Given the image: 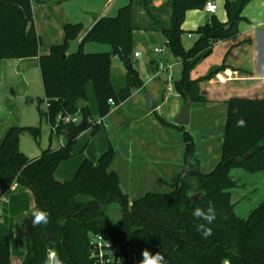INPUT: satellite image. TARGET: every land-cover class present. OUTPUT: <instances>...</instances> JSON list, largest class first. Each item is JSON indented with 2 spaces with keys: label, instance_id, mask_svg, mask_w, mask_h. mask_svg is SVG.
<instances>
[{
  "label": "trees",
  "instance_id": "trees-1",
  "mask_svg": "<svg viewBox=\"0 0 264 264\" xmlns=\"http://www.w3.org/2000/svg\"><path fill=\"white\" fill-rule=\"evenodd\" d=\"M49 1L67 0H0V61L38 59L43 88V99L37 101L38 113L64 139L62 145L47 148L35 159H28L20 151L19 139L26 133L37 141L39 127L13 126L0 143V199L16 184L31 193L32 210L39 208L50 214L49 222L39 226L31 225L32 211L27 215L31 237L20 239L24 251L21 264H44L49 249L58 251L63 264H90L88 239L101 232L109 233L123 253L131 255V261L123 264H138L145 248L153 254L162 252L168 264H264V202L242 219L235 215L230 197V190L238 186L231 176L233 169L248 174L264 172V99H228L220 161L207 174L185 178L179 175L170 192L148 193L131 201L120 188L117 174L109 170L114 157L111 145L95 161L83 160L71 180L60 183L53 176L62 162L73 157L81 133L77 125L64 124L57 120L58 116L79 114L92 136L99 132V126L89 122L94 118L87 106V84L93 87L98 119L109 114V98L117 107L134 90L142 88L130 63L132 32L138 28L134 24L137 6L149 20L142 30L163 33V46L181 64L180 78L172 82L173 91L184 103L194 104L207 101L199 94V81L190 79V72L211 53L214 44L237 34L243 20L241 13L251 0H224L226 23L210 16L194 32L196 38L187 50L181 43L184 15L190 10H202L208 0H166L158 8H150L153 0H129L114 17L98 19L74 53L67 51L69 42L82 30L79 24L66 25L63 43L39 55L32 4ZM165 7H169L168 26L162 19ZM89 42L107 45L111 50L85 53L83 46ZM121 54L129 65L123 83L116 88L111 80L112 59ZM223 68L210 71L205 79ZM41 102H45V110L40 109ZM239 118L246 121V127L236 126ZM159 122L181 133L184 166L195 167L198 147L192 135L182 126L163 119ZM195 195L198 198L192 202ZM208 201L213 202L217 218L210 225L213 234L205 239L195 227L201 221L192 213L197 207L206 208ZM112 210L119 212V220L113 219ZM20 232L25 235L22 227ZM0 264H12L9 244L1 238Z\"/></svg>",
  "mask_w": 264,
  "mask_h": 264
},
{
  "label": "crops",
  "instance_id": "crops-1",
  "mask_svg": "<svg viewBox=\"0 0 264 264\" xmlns=\"http://www.w3.org/2000/svg\"><path fill=\"white\" fill-rule=\"evenodd\" d=\"M81 1L67 0L62 3L49 1L44 4H32L33 24L40 42L39 55H46L52 46L63 43V29L66 25L79 24L82 30L75 40L69 42L70 50L67 51V54L74 53L81 39L94 23L102 17H109L107 16L109 11L118 3V0H106V4L101 0H87L86 4ZM155 1L152 2L154 6ZM128 2L129 0L123 2L121 7ZM223 4L224 0H217L216 13L212 16L219 22L226 23ZM209 17L203 9L187 11L181 30L189 32L187 35H193L195 39L194 32L204 25ZM241 17L243 20L237 26V34L214 44L211 53L200 60L190 72V79L199 81V94L207 101L190 105L188 124L184 126L198 147L196 155L198 162L195 167L189 168L197 170L200 174L212 171L221 159L227 114L225 102L232 97L264 99V0H251L244 8ZM140 27L143 29L142 25L138 26V29ZM91 44H84L85 53H104L111 50L107 45ZM189 48L184 47L185 50ZM153 54L160 56L152 57L150 63L152 67L136 66L143 84L142 88L134 90L127 100L111 109L102 119H98L93 87L87 84V106L94 121L101 122L99 132L95 136L91 135V129L80 133L73 148V157L62 162L54 172L56 181L63 183L71 180L83 160L95 161L111 145L114 157L109 170L117 174L120 188L131 201L140 199L148 193L164 194L176 186L180 172L186 167L182 135L179 131L162 125L159 119L174 125L184 105V101L166 93L162 86L169 74L173 81L180 78L181 64L176 59L175 63H170L163 50L161 53ZM140 56L139 53L136 58ZM112 60H119L121 67L115 66L116 71L124 77L125 68L120 58L113 57ZM159 64L164 66V71L158 72ZM177 66L178 77L174 78L173 73ZM221 66H224L222 70L205 79L210 71ZM167 67L171 69L166 70ZM112 70L113 68H111V80ZM0 93L4 97L3 104H5L0 107L1 143L7 130L13 126L37 127L35 126V115L36 112L38 113L37 101L40 95L43 99L38 59L1 60ZM148 95L157 105L154 111L148 107L146 99ZM171 100L173 103L169 105ZM34 104L37 111L34 109ZM79 106L82 104L80 103ZM46 125L47 133L51 138L50 126L47 122ZM232 171L231 176L242 181L234 191L245 187L244 181L250 178L247 176H251L250 181L253 183L249 192L264 187V172L246 175L244 171H234L233 174ZM232 191L233 189L230 190L231 200ZM9 196L15 199L17 208L9 221L10 225L8 223V229L7 226L6 229L5 226H0V238L9 244L11 263L21 264L24 251L20 245L21 232L18 221L23 220L32 211L33 198L27 189L16 184L1 198L2 201L7 200ZM8 202L9 199L4 202L2 212H5L4 207ZM238 202L239 200L236 199V206L232 202L234 213L244 219L237 212V207L240 206ZM261 202L264 201L258 200L259 204Z\"/></svg>",
  "mask_w": 264,
  "mask_h": 264
},
{
  "label": "rangeland",
  "instance_id": "rangeland-1",
  "mask_svg": "<svg viewBox=\"0 0 264 264\" xmlns=\"http://www.w3.org/2000/svg\"><path fill=\"white\" fill-rule=\"evenodd\" d=\"M101 2L103 4H106V0H101ZM123 2H127V0H118V3L116 5V7L109 11L108 15L109 17H114L117 12H118V8H120L122 6V4H124ZM166 0L163 2L165 3ZM215 2L217 3V0H215ZM81 3L86 4L87 0H82ZM136 3V2H135ZM219 5V3H218ZM158 8L157 6L150 5V8ZM136 16H135V20H134V24L138 26L142 25L143 27L147 26L149 23V20L147 18V16L143 13L142 9H140V7H136ZM163 11L165 12V15L162 16L163 20H166L165 25L168 26L169 24V20L167 19V15L169 14V7H165L163 9ZM243 12V11H242ZM242 14V13H241ZM189 32H183L182 36H181V43L183 47L189 48L194 40V36L192 35L191 39H188L187 34ZM72 42V41H71ZM86 45H92L91 42L89 43H85ZM159 47H161V49L164 51L167 60L170 63H175L176 60L175 58L170 54L169 50L166 49L163 46V37H162V33L161 32H146L144 30H142V27H140L139 29H135L132 32V43H131V55H130V63L132 65V67L136 70V66H151V59L152 57H159L160 55H155L154 53V49L157 48L159 49ZM77 48V47H76ZM68 50H70V48H68ZM138 52L141 54L140 58H136L134 57V53ZM155 55V56H154ZM121 63L119 62V60H112V81L113 84L116 88H118L119 86H121V84L124 81V77H121L119 74H117L116 71V67H121L120 66ZM152 67V66H151ZM179 69V67L177 66L174 70V78H177V70ZM125 76V74H124ZM175 81V80H174ZM162 84V83H161ZM163 89L165 91V86L162 84ZM150 97V95H148ZM42 99V95L39 96L38 100ZM173 100H171L168 104H172ZM161 102V101H159ZM4 97L2 95V93H0V107L4 106ZM36 104H34V109L36 110ZM40 108L43 110L45 108L44 102L40 103ZM35 119H36V124L35 126L40 128V137L38 138L37 141L33 140V138L24 133L20 136L19 139V149L20 151L26 155L27 158H39L42 154V151L46 150L49 146H51V148H56L58 146L57 141L51 137L49 138V134L47 133V125L44 119H41L39 117V114L36 112L35 115ZM234 171H242L240 169L238 170H233L232 174L234 173ZM246 175H249L246 173ZM250 177L251 176H247ZM254 177V176H253ZM252 177V178H253ZM250 178H246V180L244 181L245 187L237 189L236 191L231 192L232 194V202L234 203V205L236 206L237 204L235 203V200H239V207H237V212L243 216L244 219H246L248 217V215L250 214V212L259 204L258 200L264 201V187H258V189L256 191L249 192L250 186L253 185V183L250 181L252 179ZM234 180H236L238 182V185H240L242 183L241 180L238 181L237 178H234ZM238 187V186H237ZM236 187V188H237ZM175 187L169 189L170 192L171 190H173ZM163 194V193H160ZM246 196V197H244ZM246 198V199H245ZM9 199V202L5 205V212H2V206L4 205V202H7ZM7 200H0V226H7L8 229V223L10 225L11 219H12V214L14 213V211L17 208V205L15 206V199L8 198ZM112 217L113 219L119 220L120 216L119 213H116V211L112 210ZM24 220V219H23ZM23 220L19 219L18 223H19V227H22L23 229ZM24 231V230H23ZM25 233V232H24ZM26 236L24 234H22L21 238L22 240H24Z\"/></svg>",
  "mask_w": 264,
  "mask_h": 264
},
{
  "label": "built area",
  "instance_id": "built-area-1",
  "mask_svg": "<svg viewBox=\"0 0 264 264\" xmlns=\"http://www.w3.org/2000/svg\"><path fill=\"white\" fill-rule=\"evenodd\" d=\"M31 2H34L35 0H30ZM165 0H156L155 6H160L163 4ZM217 5L215 1L208 0L204 5V12L212 16L216 13ZM188 39H191V35H187ZM155 53H161L162 49H154ZM135 57L139 56V53L134 54ZM164 66L162 64H159L157 67L158 72L164 71ZM171 67H167L166 70H170ZM165 92L168 94H172L176 97H179L172 88V77L171 75H167L165 79ZM111 109L115 108L116 105L113 103L109 104ZM57 120H61L64 124H75L78 125L81 122V118L79 114L74 115H68L63 118L57 117ZM92 124L100 125V120H89ZM50 126V132L53 136V138L57 141L58 146L62 145L64 143V139L62 135H58L55 132V128L51 125ZM88 260L90 264H123L124 261H131V255L129 253H123L122 249L116 245L113 242V239L111 235L107 232H101L93 234L88 239Z\"/></svg>",
  "mask_w": 264,
  "mask_h": 264
},
{
  "label": "clouds",
  "instance_id": "clouds-1",
  "mask_svg": "<svg viewBox=\"0 0 264 264\" xmlns=\"http://www.w3.org/2000/svg\"><path fill=\"white\" fill-rule=\"evenodd\" d=\"M108 103H113L111 98H109ZM236 126L238 128L246 127V121L243 118H239L236 121ZM49 215L50 214L47 211L39 208L32 210L31 225H46L49 222ZM192 215L196 220L201 221L195 225L196 230L201 233L203 238L207 239L210 237L213 234L210 225H212L217 218V213L213 202L208 201L206 208H195ZM141 256L142 259L138 262V264H168L164 254L160 251H157L155 254H153L147 248H145L142 250ZM44 264H63V260L60 258L57 250L49 249Z\"/></svg>",
  "mask_w": 264,
  "mask_h": 264
},
{
  "label": "water",
  "instance_id": "water-1",
  "mask_svg": "<svg viewBox=\"0 0 264 264\" xmlns=\"http://www.w3.org/2000/svg\"><path fill=\"white\" fill-rule=\"evenodd\" d=\"M229 26L226 27V29H228ZM120 60L122 62V65L124 68H126L129 65V60L123 55H120ZM147 103H148V107L151 111H154L157 108V105L154 103V101L147 96ZM190 105L191 103L189 101L185 102L184 105L182 106L179 116L178 118L174 121V125L177 126H186L188 124V119H189V110H190ZM77 129L80 132H84L86 130V126L84 124L83 121H81L78 125H77ZM181 177L185 178V177H196L199 176L200 173L197 170H192L189 168V166H186L179 174ZM198 198V195H195L194 197H191V201L194 202L196 199ZM116 213H119L116 210ZM23 229L25 232V235L27 238L31 237V225H30V220L28 217H25L23 220ZM49 239H53V235L49 234L48 235Z\"/></svg>",
  "mask_w": 264,
  "mask_h": 264
}]
</instances>
